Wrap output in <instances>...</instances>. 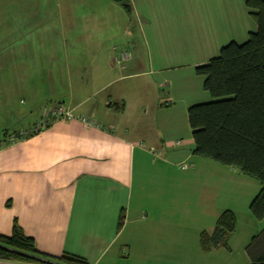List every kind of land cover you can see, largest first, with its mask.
Segmentation results:
<instances>
[{
  "label": "crops",
  "instance_id": "1",
  "mask_svg": "<svg viewBox=\"0 0 264 264\" xmlns=\"http://www.w3.org/2000/svg\"><path fill=\"white\" fill-rule=\"evenodd\" d=\"M240 2L130 0L139 39L130 38L121 64L115 58L123 51L110 49L97 30L108 23L98 21L101 15L92 22L85 12L76 26L55 16L34 22L32 29H41L34 42L19 32L12 67L0 58V234L10 235L16 220L38 251L70 253L88 264H249L245 247L264 219L249 217L238 233L234 209L206 212L194 195L192 213L189 195L184 207L180 196L181 188L202 184L187 109L212 100L194 67L256 30ZM7 76L14 79L5 90ZM15 94L26 103H13ZM46 105L95 124L55 120L8 142ZM183 162L190 168L181 169ZM226 209L236 219L228 248L203 251L200 232L211 233Z\"/></svg>",
  "mask_w": 264,
  "mask_h": 264
},
{
  "label": "trees",
  "instance_id": "2",
  "mask_svg": "<svg viewBox=\"0 0 264 264\" xmlns=\"http://www.w3.org/2000/svg\"><path fill=\"white\" fill-rule=\"evenodd\" d=\"M131 14L130 0H109ZM256 30L241 44L222 46L216 57L194 67L203 77V90L211 101L188 107L187 120L196 156L236 168L258 181L260 188L249 203L256 220L264 218V0H244ZM58 106V105H57ZM55 107V106H53ZM17 135V133H15ZM121 224V218L119 221ZM236 227L234 213L223 210L211 233L199 234L203 251L227 247L226 238ZM249 264H264V228L245 247ZM0 261L26 264H88L82 257L52 256L36 249L16 220L10 235L0 234Z\"/></svg>",
  "mask_w": 264,
  "mask_h": 264
},
{
  "label": "rangeland",
  "instance_id": "3",
  "mask_svg": "<svg viewBox=\"0 0 264 264\" xmlns=\"http://www.w3.org/2000/svg\"><path fill=\"white\" fill-rule=\"evenodd\" d=\"M240 4H242V2H240ZM242 5H244V8L246 9V17L248 16V19H251L250 21L255 23L253 18L248 14V8L245 4ZM90 10L91 12H89ZM84 13L91 19L89 21L92 22L93 20L98 19L99 15L103 17L98 21L101 19L108 20L107 25L103 22L101 31L100 29L97 30H99L101 37L104 38V41L107 42L110 49L115 46L119 50H126L128 52L130 51L129 49H131V47L129 48V46H131L130 38L136 40L139 39L138 30L135 28L136 26L133 25V21H131L129 15L121 8V6L109 0H0V58L5 57L4 66L9 68L12 67L13 62L10 57H12L14 53V47L17 46L20 41L21 36L19 32L28 31L24 36L26 42L27 40L34 42L35 38L33 35L35 33L37 37L39 36L41 29H39L40 27L32 29L35 28L34 22L39 24L40 22L44 23L45 20L55 16L53 18V21L55 22L58 20H61L63 23L64 21H67L73 26H76L83 21L82 16ZM26 25L27 27H25ZM247 38L248 33H244L243 37H240L238 40L244 42ZM18 47L21 48L20 45H18ZM68 49L70 50L71 48L68 47ZM113 65L116 69L119 68L112 62V66ZM13 79L14 77L12 76H7L5 78V90L8 89L9 80L12 81ZM7 99H9L8 95L5 97V100ZM11 101L15 104H20V106L26 103L25 99L17 94H15L13 98L11 97ZM45 107L51 108L50 105H46ZM43 110L44 109L37 110V119L40 118ZM185 123L186 122H184V125ZM195 157L201 161L200 164H198V172L195 177L202 179V184L199 183L196 187L191 186L189 188L183 187L180 189V196L182 197L181 207L185 206L183 199L189 195L188 198L192 203L189 205L190 209H188L194 213V207L192 206L193 201L195 200V195L198 197V200L196 201L197 203H199L201 199L204 200L206 212H209V208L213 210L214 207H222L223 205L234 209L238 220V233H240L241 230L246 229L247 219H249V217H251L250 219L255 223H260L259 221L261 220H256L251 215L248 208L249 203L260 188L258 181L246 176L236 168L221 165L209 158L196 155ZM182 164L185 166L187 165L184 169L190 168L189 163L183 162ZM211 179L217 182L222 181L223 185L219 187L217 184H211V182H214ZM228 186H235V188H228ZM187 207L188 205H186V208ZM189 210L186 211L188 214H190ZM209 216L210 215L206 216L207 219ZM181 222L185 227L188 220L182 219ZM262 228L263 227H261V229Z\"/></svg>",
  "mask_w": 264,
  "mask_h": 264
},
{
  "label": "built area",
  "instance_id": "4",
  "mask_svg": "<svg viewBox=\"0 0 264 264\" xmlns=\"http://www.w3.org/2000/svg\"><path fill=\"white\" fill-rule=\"evenodd\" d=\"M128 59H129V54L123 51L119 53L118 58H115V61L116 63L121 64L122 62L127 61ZM73 119H79L80 121L86 124H91V125L95 124L92 119L75 116L71 109L65 106H62V105H58V106L51 107V108H45L40 118L37 120V122L34 125L30 126L28 129H21L20 131H18L17 135L23 136V135H26L27 133L32 134L46 127L47 125H49L51 122L55 120L69 121ZM16 138L17 136L14 132H10L7 136V140L10 143L14 142ZM4 144H5L4 140H1L0 147ZM180 167L184 169L185 167H187V165L185 166L182 164Z\"/></svg>",
  "mask_w": 264,
  "mask_h": 264
}]
</instances>
